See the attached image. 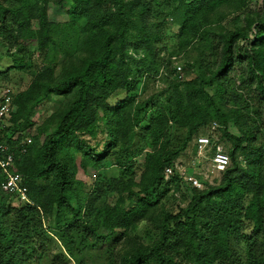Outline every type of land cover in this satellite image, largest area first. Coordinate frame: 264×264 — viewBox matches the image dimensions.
I'll use <instances>...</instances> for the list:
<instances>
[{"label": "trees", "instance_id": "obj_1", "mask_svg": "<svg viewBox=\"0 0 264 264\" xmlns=\"http://www.w3.org/2000/svg\"><path fill=\"white\" fill-rule=\"evenodd\" d=\"M169 34L177 49L161 57ZM0 44L22 69L32 50L44 57L0 133L28 187L27 199L0 189V264H45L54 245L75 264H264V1L0 0ZM162 67L175 74L164 98L139 100ZM205 135L230 161L214 184L195 174L199 188L176 161ZM112 165L119 197L99 205L108 189L88 192L79 173Z\"/></svg>", "mask_w": 264, "mask_h": 264}, {"label": "rangeland", "instance_id": "obj_2", "mask_svg": "<svg viewBox=\"0 0 264 264\" xmlns=\"http://www.w3.org/2000/svg\"><path fill=\"white\" fill-rule=\"evenodd\" d=\"M248 1L250 7L257 8L262 5L264 0ZM51 15L52 19H56V21L58 22H64L67 20V15L63 12H53V14L51 13ZM33 26L38 27L36 22L33 24ZM173 31H177V28H174ZM163 44H165L167 48H163ZM158 47L161 48V57L165 58L169 57L170 53L177 49L176 42L170 34L163 40V42L158 45ZM14 50V48L10 49L0 44V96L2 92L7 89H12V91L17 92L25 89L31 82L34 72L37 70L38 66L44 59V57H42L37 51L32 50L30 55L25 56L26 64L22 69L15 65L14 56L11 54ZM136 56L139 57L140 55ZM171 59L173 61L172 66H177L178 70V66H180L184 62V55H174L171 57ZM56 65L57 68H60L59 62ZM166 75L169 76L167 77ZM180 75L183 76V73ZM174 78L175 74L171 75L170 73H168L167 67H162V70L158 75L150 74L149 76H143V78H140V88L136 91L138 99L148 100L155 95L156 99L162 100L165 96V94L162 93V90L167 88L169 83H171V81H173L172 79ZM62 101V97H53L49 102H47L37 110L35 118L37 120L45 119L48 115L55 112L60 107ZM212 131H214V129H212L210 132ZM220 134V132L216 131L214 133L215 138L218 139ZM195 143L196 141H193L189 145L187 150L182 153V155L176 161V166L181 174H183L185 179H188L192 175L196 176L200 173V177H203L206 181L214 184L216 183V181L220 180L223 167H217L213 164L211 160V157L213 156V153L211 156V144H209V146L204 150L203 153L197 154L194 152ZM143 145L145 147L144 152L135 157V160L137 162V165L135 167V172L137 173L136 175H138L137 179H139V175L143 170V168H141V165L144 161L145 151L151 149V145L148 141H146V144L144 142ZM220 145L225 152H227L228 147H230V144L226 143L225 141L220 142ZM79 177L84 180V182H86V190L88 192L93 188V186L97 184L101 185V187L105 186V189H108L106 190V193L104 194L102 199H100L99 205H101V203L107 201L108 203L113 204L118 199L119 193L113 187V185H115L116 181H118L122 177L124 178V174L116 165H112L99 172L93 169H89L87 173H83L80 171ZM138 234L144 239L145 242L150 241V236H148L145 228L140 230ZM52 253V259L50 258V260H48L45 264H75L69 256L67 257L66 254H64L66 258L54 257L55 254L59 253V248H57L56 245L53 246Z\"/></svg>", "mask_w": 264, "mask_h": 264}, {"label": "built area", "instance_id": "obj_3", "mask_svg": "<svg viewBox=\"0 0 264 264\" xmlns=\"http://www.w3.org/2000/svg\"><path fill=\"white\" fill-rule=\"evenodd\" d=\"M178 71H182V67L178 66ZM182 77L181 75H179ZM13 91L12 89L4 90L0 96V133L4 130L13 110ZM31 139L28 140V143ZM26 144V143H25ZM210 138L201 136L198 138V151L203 153L209 146ZM213 164L217 167H223L229 164V155L224 152H217L212 157ZM15 156L12 153L10 146L6 143L0 142V171H3L4 178L0 183L2 192L10 195H19L22 199H27L28 187L24 184V177L21 173L14 170ZM173 172L172 168L166 169V175L169 177ZM188 181L192 182L194 186L201 188L202 184L197 176H190Z\"/></svg>", "mask_w": 264, "mask_h": 264}]
</instances>
